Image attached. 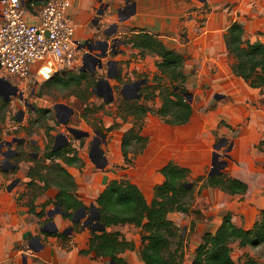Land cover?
I'll list each match as a JSON object with an SVG mask.
<instances>
[{"label":"crops","instance_id":"1","mask_svg":"<svg viewBox=\"0 0 264 264\" xmlns=\"http://www.w3.org/2000/svg\"><path fill=\"white\" fill-rule=\"evenodd\" d=\"M23 1L26 5L32 0ZM39 1L41 2V0ZM70 1L72 5L69 9V15L75 23L76 37L83 41L93 40L95 42L99 40H108L110 43L109 46L112 45L114 39L119 37V33L131 35L135 32L134 29H145L150 33L158 34L161 39L163 37L164 39L176 41L177 38L175 36L179 33L181 27L180 19L186 16L188 17L187 11L190 8V2L187 0H130V2L136 3V11L133 14L129 13V15L122 17L123 19L120 18V23L118 22V24L114 20L115 14L117 16L118 14L113 9H116L123 0ZM208 1L212 7V11L207 18L203 31L196 37L191 36V34L185 43L187 44L186 47L188 46L189 49L188 55L186 54L185 57L188 58L198 52L200 54L198 60L202 59L201 62H185V70L187 73H191L195 70L194 75L188 77L186 87L193 93L195 101L198 98L205 100L207 102V107L212 104L214 98H234L235 105L232 106L237 110V113L239 112V114L242 115V120H245V122H234L232 118H227L228 126L220 128L219 125L216 124L214 128H208L204 125L193 135V133L190 134L192 131L191 124L196 112H199L198 108L194 105V101L193 116L191 120L184 125H171L166 123L161 117L153 113H148L145 117L141 132L144 136L148 137V145L142 153L137 154L133 158L131 163L127 164L123 155L122 141L126 131L129 130L132 125L130 123L127 125L123 119L117 117L116 113L114 116L116 120L113 117L110 120L111 122L108 123V128L115 122L120 124L119 128L111 131L112 142L107 144L109 149L115 150L114 155L111 152L104 154V150L99 148L97 143H94L96 146V150H94L96 155L93 152L91 153L85 168H76V165L70 166L60 161L75 177L78 186V197L83 201L84 205L87 206L88 211L92 205H96V199L99 194L106 188L108 182L112 179H130L141 188L147 201L152 202L154 198V188L165 180L164 175L161 173V169L171 161L189 168L191 176L196 178L203 176L205 172L212 167L218 132L224 135H222L223 139L229 137L230 133L235 135L231 142L233 145L231 150L233 159L236 160L235 162H239L240 166H235L237 172L233 175H229L244 180L249 185V189L244 194L235 195L226 193L218 188L209 189L218 191L222 194L224 193L226 196L245 197V205H250L251 202L256 201L255 196H257L258 185H255L254 182L257 181V178H264V152L258 147L260 141L264 140V117L261 116L256 120L253 119V117L250 119V117L247 116L246 110H248L247 112L250 114L256 109L254 104L257 99L252 98L253 94L256 95V89L249 86L242 78L233 73L231 68L232 62H225L229 53L224 35L232 22L239 21L244 25L246 36L249 38L248 30L253 32L256 30L264 32V21L257 20V22L254 23V21L250 22L243 20L242 17H238L240 11L239 6L231 5L225 8V6L220 3L224 1H226V3L229 1L234 3L236 0ZM124 2L127 3V0H124ZM221 5L223 6L222 8H224L223 10H221ZM248 5L250 6V3H248ZM40 7L41 4L28 8L31 13L29 16L30 20L34 21L36 19L35 14L38 13ZM102 10L104 12L100 14ZM229 15L235 16L233 21H231ZM188 19L189 18L186 19V23H190V21H187ZM96 20H98L99 23H97ZM191 22L193 21L191 20ZM91 23L94 24L93 28L89 27ZM114 25H117L116 30H114ZM252 25H255L256 28ZM106 31L112 32L113 35L107 36ZM117 31L118 34L116 35ZM260 42L264 41L261 40ZM181 46L185 45L182 44ZM131 49L134 48L131 47ZM134 50L139 51L138 49ZM98 51L100 50H93L95 54ZM108 59L109 57L102 59L104 68H107ZM42 65L45 69L44 71L48 75L54 72L49 66ZM132 67L135 68L130 69V74L136 72V68H138V70L140 69L139 65L136 66V64H133ZM150 67L153 72L158 70L156 65ZM146 79V83H152L148 78ZM4 80H0V101L3 100L6 102L7 106V102L11 97L5 98L6 82L17 87L21 86L16 83V81H19L16 78ZM11 95L14 96V94ZM114 99L115 98L111 101H106L104 98L108 104L114 103ZM157 100V103L148 102V104L154 108H158L161 105V101L159 98H157ZM1 106L2 103H0V110H4ZM33 110H36V108L33 107ZM225 112L227 111L225 110ZM20 113V115H24L23 111ZM18 118L20 120L22 119V117L19 116ZM112 136H114V138ZM15 138H22L24 141L21 144L14 143L11 147L6 146L5 151L13 149H16L18 152L23 151L20 147L27 144L25 138ZM76 139L80 140L79 138ZM179 139L184 142L181 146L176 144ZM32 143L35 144L36 141H32ZM1 152L2 150L0 147V153ZM16 154L10 158L11 164L15 166L13 167V165H11L9 168L10 172H2L0 175V264H110L112 262L110 258L99 257L95 252H91L88 255L80 253L82 249H87L89 247V241L93 232L89 227L84 228L80 232L72 231V247L70 249L64 247L62 238L52 235L46 236L44 234L42 228L50 219H53L57 224L59 228L58 232H64L67 228L72 227L73 222L69 219H65L61 214H57L54 218H50L48 212L52 209L53 203H50L46 207V216L41 218L29 211V207L26 205L29 194L23 196L19 200V195L21 193H28L29 191L27 184L31 179L28 174L31 167L34 165V161H27L25 154V159L17 163ZM180 154H184V157L181 159L178 157ZM32 155H35V159L40 158L39 154ZM2 156H4L3 152ZM104 167L105 170L103 169ZM13 168H16V171L12 172L11 169ZM58 192L56 187H52L44 194L38 196L35 199V203L38 205L37 212L42 210V204L49 200H55ZM263 209L264 207L260 209V212ZM227 212L230 211H226V213ZM172 213L168 216L170 220H172L170 218ZM47 219L48 221L42 225L43 221ZM256 220L257 218L248 221V223L244 225L243 223L239 225L235 223L234 220L233 222L239 226H244L246 229H251ZM222 221L217 224L214 230L205 231L199 237V240L193 243L189 253L185 250L184 264L193 263L194 253L202 236L208 231L215 232ZM129 229L136 231V234L129 232ZM108 230H120L128 240L135 242L137 249L142 244L140 228L134 225L126 224L115 226ZM120 256L126 261L125 264H145L138 250H127Z\"/></svg>","mask_w":264,"mask_h":264},{"label":"trees","instance_id":"2","mask_svg":"<svg viewBox=\"0 0 264 264\" xmlns=\"http://www.w3.org/2000/svg\"><path fill=\"white\" fill-rule=\"evenodd\" d=\"M44 0H32L26 4L32 8V4L40 5ZM134 33L125 38V43L138 49L142 56L157 55V73L152 83H146L139 92L141 96L134 99L121 97L117 109V117L124 122L130 121L132 127L126 131L122 150L127 164L133 158L142 153L149 142L147 136L141 132L148 113L161 117L171 125L187 124L194 113L193 102H189L186 93L190 92L186 87L188 77L194 72L185 70V54L177 49L169 47L158 34L150 33L145 29H134ZM137 31V32H136ZM226 47L232 57L231 68L233 73L242 78L252 88L264 91V42H253L246 36L244 25L234 21L224 35ZM72 79L77 84L89 81L94 86L98 81H91L86 73L81 70ZM54 81L66 85L70 81L60 77L57 73ZM159 98L161 105L158 108L150 106ZM2 101V102H1ZM2 109L6 102L1 100ZM38 113L46 115L48 110L38 109ZM120 124L115 122L108 131L115 130ZM135 147V149H134ZM264 152V140L258 144ZM133 149V150H132ZM18 152V151H17ZM16 162L25 159V151H19ZM34 165L28 176V193H21L19 200L29 194L26 205L31 213L43 218L46 216V207L53 203L61 204L62 215L73 222V232L84 229L83 221H73L74 215L85 205L78 197V186L75 177L62 164L81 166L82 160L78 151L70 144L63 148L54 149V145H48L40 159H32ZM62 161V162H60ZM12 172L16 168L11 169ZM161 173L165 180L154 188V198L148 202L141 188L128 178L112 179L106 188L96 199V209L99 213V222L105 226L103 230L92 232L89 247L80 251L83 255L95 252L99 257H108L115 264H125L120 256L127 250H138L145 264H184L185 261V235L179 226L169 219L172 212H191L190 199L193 198L197 182H202L200 190L204 188H218L235 195L244 194L249 185L242 179L230 176L223 171L208 176H199L195 181L190 179V169L169 162ZM56 187L58 195L55 200H49L42 204V210L37 212L38 205L35 199L44 194L48 189ZM47 220H44V225ZM92 219V223H94ZM131 224L140 228L141 246L137 249L134 241L128 240L120 230H108L111 227ZM46 236H58L63 239L64 247H72V233L44 232ZM240 248L246 246H264V209L260 212L254 226L246 229L233 222V216L227 212L221 225L215 232H206L194 253L192 264H259L258 260L249 255L240 262L233 256V245Z\"/></svg>","mask_w":264,"mask_h":264},{"label":"rangeland","instance_id":"3","mask_svg":"<svg viewBox=\"0 0 264 264\" xmlns=\"http://www.w3.org/2000/svg\"><path fill=\"white\" fill-rule=\"evenodd\" d=\"M187 1L190 2V8L187 11L188 17L186 16L180 19L181 27L179 33L175 36L177 38L176 41L164 39L162 37L169 46L177 49L180 48L185 55L189 50L188 46L186 47L187 44H185L188 37L191 34V36L196 37L203 31L207 18L212 11V7L208 0ZM220 3L225 6V8L231 5L239 6L240 11L238 17H242L243 20L250 22L254 21V23L257 22V20L264 21V0H236L234 3L231 1ZM248 3H250V6ZM124 4L131 5V8H133L132 2L125 3L124 0L120 2L119 5L123 7ZM222 5L221 10L224 9ZM113 10L116 11V9ZM234 17V15H229L231 21H233ZM187 18H189L187 21H190V23L185 22ZM114 20L120 23V17L116 14ZM191 20L193 22H191ZM96 22L99 23L98 20H96ZM252 26L256 28L255 25ZM89 27L93 28L94 24L91 23ZM247 32L251 41H264L263 31L256 30L253 32L248 30ZM117 34L118 31L116 32V35ZM127 36L126 34L119 33V37L117 38L119 42V46L116 49L117 54H111L107 60H115L118 62L117 77L110 79V83L114 89V103L108 104L104 98L98 94L102 89L98 88L96 84L94 86L89 85V81H83L82 84H77L72 79V77L77 75L81 70L86 73L89 79L90 77L92 78L91 81H93V79L98 81L102 77L108 78L106 67L103 69H94L93 65H85L83 63L84 57L87 54H95V52L89 50L90 46L96 45L93 40H91L88 48L80 49L77 55V62L73 68L52 72L48 75L44 71L45 69L42 63H38L34 66L32 74H30L27 79L16 81V83L21 86L19 89L23 91L24 98L28 100L31 106H26L18 96H13L9 99L10 101L8 100V104L4 110H0V147L2 152L6 149V146H2L4 142L12 141L15 137H24L27 144L20 147V149L25 151L27 161H32V159H35V155L32 154H39L41 158L47 146L54 145L56 136L60 133H66L69 136V144L77 149L78 156L82 160V165L80 167L75 166L76 168H85L91 153L93 152L96 155L94 151L96 150V146L94 143H97L99 148L104 150V154L111 152L114 155L115 150H111L107 147V144L112 142L111 131H108V123L111 122L110 120L117 113L119 100L122 97L121 88L125 83L134 82L135 80H140L145 77L152 81L157 71L153 72L150 66H157V62L160 60L157 55L148 54L149 56H147L146 54L142 56L139 51L131 49L130 44L125 43V38ZM182 44L185 46H181ZM199 55L200 54L196 52L193 56L186 57V62H201L202 59L198 60ZM225 62H232V57L228 55ZM133 64H136V66L139 65L140 69L138 70V68H136V72L130 74V69L135 68L132 67ZM112 72L113 70L111 69L109 73L111 74ZM193 72L195 73V70H193ZM57 73L60 74V77L65 78L66 81H70V83L66 85L56 83L54 81V76ZM9 96H11L10 92H7L5 98ZM252 98L257 99L254 104L256 109L250 114L247 112L248 110H246V113L250 119L253 117V119L258 120L259 117H264V91L256 89V95L253 94ZM157 101L156 99L154 103H157ZM193 101L199 112H196L193 118L191 124L192 131L190 134L193 133V135H195L204 125L208 128H214L216 124L219 125L220 128L228 126L227 118H232L234 122H245V120H242V115L239 114V112L237 113V110L233 107L235 105L234 98H214L209 107L206 106L207 102L205 100L198 98L195 101V98H193ZM59 103H64L74 110L68 125L61 123L60 120L68 114L69 110L64 109L61 110V114L58 113L55 105ZM33 107H35L36 110H33ZM37 109L48 110V113H46V115L41 112L38 113ZM225 110L227 112H225ZM21 111L24 112L23 116L20 115ZM58 114L62 116H58ZM18 116L22 117V119L20 120ZM114 119L116 120L115 117ZM126 123L127 125L128 123L132 125L130 121ZM67 126L88 131L89 136H84L78 140L67 130ZM222 135L218 132L215 146L218 144L221 146V148L217 150V152H219V159L228 162L227 166L222 169V171L233 175L237 172L235 166H240L239 162H235L236 160L233 159L232 150H228L235 135L230 133L229 137L224 139ZM112 137L114 138V136ZM32 141H36V143L33 144ZM176 144L181 146L184 142L179 139ZM2 152L0 153V175L2 172H10V169L7 168L8 166L5 163L6 158L2 156ZM227 155H230V158H228ZM178 157L181 159L184 157V154H180ZM103 169L105 170V167ZM210 170L211 168H209L203 176H208ZM190 178L191 181L196 180L194 176L190 175ZM201 184L202 182L196 183L192 194L193 198L190 199L191 212H173L170 217L185 235V250L188 253L191 251L193 243L199 240V237L205 231L214 230L216 228L217 224L222 221L226 211H230L235 223L239 225L243 223L244 225L247 224L248 221L258 218L260 209L264 207L263 177L257 178V181L254 182L255 185H258V192L257 196H255L256 201L251 202L250 205L244 204L245 197L226 196L224 193L222 194L209 188L200 190ZM53 207L54 205L52 208ZM128 231L132 234H136V231L133 229H129ZM246 254L255 257L259 264H264V246L253 247L249 245L240 248L236 244L233 245V256L235 260L242 262Z\"/></svg>","mask_w":264,"mask_h":264},{"label":"built area","instance_id":"4","mask_svg":"<svg viewBox=\"0 0 264 264\" xmlns=\"http://www.w3.org/2000/svg\"><path fill=\"white\" fill-rule=\"evenodd\" d=\"M71 5L44 0L32 21L23 0H0V78L25 80L38 63L54 72L75 66L82 40L69 15Z\"/></svg>","mask_w":264,"mask_h":264},{"label":"water","instance_id":"5","mask_svg":"<svg viewBox=\"0 0 264 264\" xmlns=\"http://www.w3.org/2000/svg\"><path fill=\"white\" fill-rule=\"evenodd\" d=\"M130 0H127V3H129ZM133 5V11L131 12V14L135 13V9H136V3L133 2L132 3ZM103 10L100 11V14H103ZM130 14V15H131ZM123 19V18H122ZM116 27L117 25H114V30H116ZM106 35L107 36H112L113 33L112 32H109V31H106ZM115 40V39H114ZM96 45L94 44V46H90L89 47V50L90 51H93V50H100L98 51V55H99V58H100V63L98 65V68L99 69H103L104 68V62H103V58H108V56L110 55V53H115L114 51V45H110L109 41L108 40H103V41H95ZM87 56V55H86ZM86 56L83 60V63L86 65ZM114 64L116 65V74L112 75L109 73L110 71V66ZM117 61L115 60H109V62H107V71H108V78H100V80L98 81L97 83V87L98 88H101L102 89V92H98V94L102 97L105 98L106 101H111L113 98H114V89L110 83V80L109 78H115L118 74V66H117ZM94 69H95V66H94ZM97 69V67H96ZM0 80H4V79H0ZM6 81V80H4ZM147 82V79L146 78H142L140 80H135L134 82H130V83H125L122 88H121V94L124 98H127V99H134V98H138L141 96V93L139 92V90L141 89V87L146 84ZM6 85L7 87L11 88L14 92L11 91L10 95L11 94H15L16 93V90L19 89V87L17 86H14V85H11L9 84L8 82H6ZM129 90H132L133 91V94L130 95V96H127L125 94V92L129 91ZM186 97H187V100L189 102H193V93L192 92H188L186 93ZM55 108L59 111V110H63V109H68V114L66 115L67 118L66 120L64 121H61L62 123L64 124H68L69 123V118L70 116L73 114L74 110L73 108L69 107L68 105L64 104V103H59V104H56L55 105ZM67 129L69 130V132L75 137V138H82L84 136H89V132L87 131H82L78 128H74V127H71V126H67ZM59 140H62L65 144H68L69 143V138L67 136V134L65 133H60L58 136H57V143ZM24 141V139L22 138H14L12 141H6L4 142V144H2V146H7V147H11L14 143L16 144H21L22 142ZM233 147L232 143L230 144V147L228 148V150H231V148ZM57 146L54 147V149H56ZM221 148V146L218 144L215 146V154H214V157H213V162H212V167H211V170L209 172V175H212L213 173H218V172H221L222 169H224L228 162L226 160H220L219 159V152H217V150H219ZM17 153V150L16 149H13V150H10V151H6L4 152V156L5 158L7 159V161H10V158ZM228 158H230V155H227ZM13 165V164H12ZM15 165H13L14 167ZM62 207H61V204H57L54 206V208L50 209L49 212H48V216L50 218H54L55 215L57 214H63L62 213ZM94 213V214H93ZM85 219V220H84ZM92 219H94V223H92ZM83 220V224H84V228L86 227H89L91 228V230L94 232L96 230H103L105 229V226L103 224H101L99 222V213L96 209V206L95 205H92L91 208L89 209L88 211V208L87 206H84L83 208H81L73 217V221H81ZM42 230L44 232H50V233H57L59 231V228L57 226V224L55 223V221L53 219H50L42 228ZM73 231V228L70 227V228H67L66 230H64L63 233H66V234H71ZM110 264H115L113 261L110 263Z\"/></svg>","mask_w":264,"mask_h":264},{"label":"flooded vegetation","instance_id":"6","mask_svg":"<svg viewBox=\"0 0 264 264\" xmlns=\"http://www.w3.org/2000/svg\"><path fill=\"white\" fill-rule=\"evenodd\" d=\"M129 3H131V2H129ZM134 9L133 8H131V5H123V7H121L120 5L116 8V12H117V14H118V16L120 17V18H122V17H125V16H127V15H129V13H131L132 11H133ZM90 43H91V40L89 41H83L82 40V47L81 48H83V49H86V48H88V46L90 45ZM112 45H114V51H115V53H110V55L111 54H117V47L119 46V42H118V40L117 39H115V40H113V42H112ZM84 46H87V47H84ZM109 55V56H110ZM108 56V57H109ZM85 58V57H84ZM101 61H100V58H99V55H98V52H96V54H94V55H90V54H87V56H86V65H93V66H95V68L97 67L98 68V65H99V63H100ZM118 65V64H117ZM113 70V74L112 75H114V74H116L115 72H116V65H114V64H112L111 66H110V70ZM11 91L12 92H14L11 88H9V87H6V89H5V94L7 93V92H10L11 93ZM100 92H102V91H99V93ZM19 94V95H18ZM125 94L127 95V96H130V95H132L133 94V91L132 90H129V91H127V92H125ZM14 96H18V98H20V100L22 101V102H24L25 104H26V106H31L30 105V103L28 102V100H26L25 98H24V94H23V92H21L20 91V89H18V90H16V93L14 94ZM10 97H13V95H11ZM64 110V109H63ZM58 113H62V111L61 110H59L58 111ZM21 114V113H20ZM60 114H58V116H62V115H60ZM66 118H67V116H64V118L63 119H61L60 120V122L61 121H64V120H66ZM69 120H70V118H69ZM68 125V124H67ZM68 130V129H67ZM69 131V130H68ZM68 138H69V136H68ZM69 144V143H68ZM68 144H65L62 140H59L58 141V143H57V138L55 139V141H54V147L55 146H57V148L56 149H59V148H63L64 146H66V145H68ZM55 149V150H56ZM4 152H6V151H4ZM3 152V153H4ZM5 157V156H4ZM5 163L7 164V168H10V166L12 165L11 164V162L10 161H7V159L5 160ZM4 169H6V168H4Z\"/></svg>","mask_w":264,"mask_h":264}]
</instances>
